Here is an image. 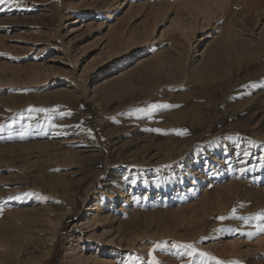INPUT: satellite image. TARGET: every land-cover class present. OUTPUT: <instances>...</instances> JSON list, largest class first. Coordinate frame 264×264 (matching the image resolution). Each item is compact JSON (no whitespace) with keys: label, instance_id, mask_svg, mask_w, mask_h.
I'll return each mask as SVG.
<instances>
[{"label":"rangeland","instance_id":"1","mask_svg":"<svg viewBox=\"0 0 264 264\" xmlns=\"http://www.w3.org/2000/svg\"><path fill=\"white\" fill-rule=\"evenodd\" d=\"M261 229L264 0L0 2V264H264Z\"/></svg>","mask_w":264,"mask_h":264},{"label":"snow or ice","instance_id":"2","mask_svg":"<svg viewBox=\"0 0 264 264\" xmlns=\"http://www.w3.org/2000/svg\"><path fill=\"white\" fill-rule=\"evenodd\" d=\"M0 2H3V3H7L9 2V0H0ZM14 2V0H13ZM164 107H169L168 105H165ZM156 131H159L158 129ZM179 134H183V133H179ZM261 231H264V229H261ZM185 248L187 249H191V251L188 253L189 256H193L196 252L195 248L193 247V245L191 244H188V245H184ZM201 256L203 255H206L205 253H200ZM152 264H159V261L156 260L155 256H153V259H152Z\"/></svg>","mask_w":264,"mask_h":264},{"label":"bare ground","instance_id":"3","mask_svg":"<svg viewBox=\"0 0 264 264\" xmlns=\"http://www.w3.org/2000/svg\"><path fill=\"white\" fill-rule=\"evenodd\" d=\"M54 238H55V237H53L52 240H47L46 243H49V242H50V243H53ZM80 259L82 260V258H80ZM97 260H98V259L95 257L94 259H93V258H92V259H90V258H89V259H86L85 262H86V264H88V263H90V264H98ZM82 262H84V261H82Z\"/></svg>","mask_w":264,"mask_h":264}]
</instances>
